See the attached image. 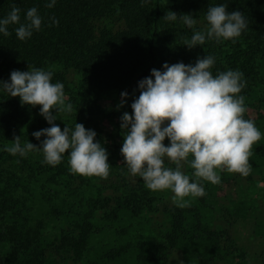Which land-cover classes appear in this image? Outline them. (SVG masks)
I'll return each instance as SVG.
<instances>
[{
    "label": "trees",
    "instance_id": "obj_1",
    "mask_svg": "<svg viewBox=\"0 0 264 264\" xmlns=\"http://www.w3.org/2000/svg\"><path fill=\"white\" fill-rule=\"evenodd\" d=\"M47 2L0 0V17L14 3L21 20L31 7L44 18L41 30L25 41L15 35L18 25L9 26V36L0 34V81H8L13 70L52 71V82L64 85L66 103L73 105L72 113L60 112L54 121L62 131L65 124L73 128L77 122L100 132L97 121L108 117L119 118L120 124L139 95L138 81L150 76L151 69L162 70L164 63L194 64L207 55L215 58L214 76L228 69L243 73L244 118L255 114L257 79L264 77V0H175L166 9L162 0L143 6L140 0H57L52 8ZM217 4L244 13L248 28L235 40L206 41L189 50L182 43L192 30L179 20H163L169 10L192 14L195 28L204 30L207 8ZM50 17L58 24L50 26ZM121 92L129 94L123 107L110 111L100 106L104 99L118 105ZM39 108L0 93V264H264V195L253 191V175L260 177L264 190L261 126L255 124L262 138L252 146L251 173L218 171L221 182L201 181L205 195L181 208L162 199L157 205L145 199V192L132 191L123 160L102 179L71 172L67 152L56 166L43 163L40 151L26 157L9 154L5 147L14 136L21 144L29 140L39 146L32 133L50 126ZM95 139L102 143L99 136ZM117 148L108 154V163L110 155H121ZM184 171L191 175L192 169L185 165ZM232 184L234 198L221 193ZM105 209L110 213L101 211Z\"/></svg>",
    "mask_w": 264,
    "mask_h": 264
},
{
    "label": "clouds",
    "instance_id": "obj_2",
    "mask_svg": "<svg viewBox=\"0 0 264 264\" xmlns=\"http://www.w3.org/2000/svg\"><path fill=\"white\" fill-rule=\"evenodd\" d=\"M56 2L48 0L46 7L52 8ZM140 2L143 6L151 0ZM20 11L11 4L10 11L0 17V34L7 37L9 26L18 25L13 29L15 35L25 41L41 30L44 18L36 7L27 9L23 20ZM49 19L50 26L58 24L55 17ZM204 19L206 28L197 30L192 14L177 15L169 10L163 16L165 22L179 20L192 30L191 37L182 43L189 50L206 41L235 40L248 28L244 13L228 12L227 4L210 5ZM214 63V56L207 55L197 57L194 64L164 63L162 70L151 69L150 76L138 81L139 95L130 104L131 114L125 111L120 116L124 133L120 154L129 175L140 178L149 190L171 191L174 203L181 208L189 206L188 198L205 195L201 181L219 184L218 171L248 176L252 146L262 138L254 121L244 118L247 107L245 96L240 94L246 87L243 73L228 69L214 76ZM29 69L13 70L8 81H0V93L19 97L21 105H39V114L50 126L32 133L39 146L29 140L21 144L20 137L14 136L5 151L20 157L40 151L43 163L50 166L59 164L67 152L71 172L107 179L108 153L96 141V132L77 122L73 128L65 124L62 131L54 123L58 113L73 111V105L66 103L64 85L52 82L50 70ZM128 95L120 93L117 109L124 106ZM42 136L45 139L41 140ZM185 165L192 169L191 175L184 171Z\"/></svg>",
    "mask_w": 264,
    "mask_h": 264
},
{
    "label": "rangeland",
    "instance_id": "obj_3",
    "mask_svg": "<svg viewBox=\"0 0 264 264\" xmlns=\"http://www.w3.org/2000/svg\"><path fill=\"white\" fill-rule=\"evenodd\" d=\"M175 0H162L163 6L165 7V9L167 8L168 5H171L172 3H174ZM257 81L259 83H261L260 89H259V94H260V101L258 106L256 107V112L255 114L251 115V120L254 121L255 124L261 126L263 128V132H264V77L259 76V78L257 79ZM110 100H100L99 104L103 109H108L110 111H116L117 110V105L116 102L110 103ZM119 119V118H118ZM118 119L117 117H112V118H107V119H99L97 121V127H99L100 132H96L97 136H99L101 138V145L106 149L107 153L110 154L111 152H117L115 147H118L117 150L118 152H120V146H122V138H123V131L120 128V124H118ZM166 146L168 145V140L167 138H165V141L163 142ZM120 147V148H119ZM1 152V151H0ZM120 156V157H119ZM1 157H4V154L2 153V155H0V159ZM109 164H110V169H109V173L111 171H116V169L120 168V166H122V160L123 157L121 155H119L118 153H115L113 155L109 156ZM1 162V161H0ZM3 164V163H2ZM167 166V165H166ZM173 165H169L168 167H172ZM126 168V167H125ZM124 167H122V172H124V174H126V184L127 186L132 190V191H139L141 193L145 192V199H152L154 201V203H157V205L160 203L159 200L162 199V202L164 203H169V204H175L173 201V193H171V191L169 190H163V191H152L149 190L145 187L143 181L138 178V177H132L130 175H128V171L127 169H125ZM253 180L255 182H257L256 186L253 189L254 192H256V196H262L264 195V190L263 187H261V182H260V177L258 175H253ZM99 184H96V187L98 188ZM101 186V185H100ZM252 190V189H251ZM90 193H91V189H90ZM222 194H228L231 197H235L237 194V190H236V186L232 185H227L226 187L222 188L221 191ZM252 193L248 192V193H241V196L243 195H248ZM104 194L108 195V192H105ZM110 195V193H109ZM190 201L192 200V198H188ZM152 205L150 207V210L153 211L152 209ZM102 212L105 213H110V209H105V210H101ZM101 211L97 212V216H99L100 214H102ZM146 215H149V213H146ZM234 262V261H233Z\"/></svg>",
    "mask_w": 264,
    "mask_h": 264
}]
</instances>
